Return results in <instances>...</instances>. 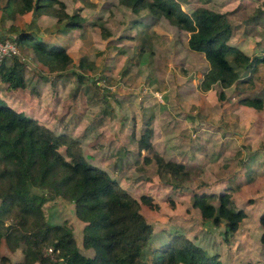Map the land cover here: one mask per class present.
Returning <instances> with one entry per match:
<instances>
[{"label":"rangeland","instance_id":"obj_1","mask_svg":"<svg viewBox=\"0 0 264 264\" xmlns=\"http://www.w3.org/2000/svg\"><path fill=\"white\" fill-rule=\"evenodd\" d=\"M59 1L62 5L54 7L78 13L80 27L65 29L51 11H28L14 19L1 17L0 11L1 38L14 42L10 35L30 30L64 46L72 58L63 70L50 71L28 45H18L19 55L4 60L21 61L26 84L7 89L0 80V98L55 133L76 139L86 161L106 170L134 197L150 198L152 205L141 202L153 226L148 263L170 234H180L216 254L222 264H264L259 221L264 213V105L257 109L239 102L241 96L264 99V61L230 86L215 82L204 89L207 59L188 47L189 33L164 16L153 17L147 9L135 13L118 0ZM177 1L187 12L197 6L225 12L233 27L229 42L251 56L264 55V0ZM146 129L152 148L140 149ZM60 150L65 152L64 145ZM155 153L183 163L186 174L159 172ZM223 191L230 192L233 208L246 213L228 240L223 223L205 220L192 204L194 192ZM43 209L49 220L69 224L80 249L93 254L82 244L84 222L72 201L48 195ZM22 250L3 241L0 264H23Z\"/></svg>","mask_w":264,"mask_h":264},{"label":"trees","instance_id":"obj_2","mask_svg":"<svg viewBox=\"0 0 264 264\" xmlns=\"http://www.w3.org/2000/svg\"><path fill=\"white\" fill-rule=\"evenodd\" d=\"M55 2L62 5L59 0H0V8L2 16L11 19L28 11L34 15L51 11L65 29L81 26L78 13L59 10ZM118 2L135 13L147 9L153 17L162 15L189 33L188 47L202 52L209 63L201 82L204 89L215 82L230 86L242 72L264 61V55L251 56L229 42L233 27L225 12L205 6L187 12L177 0ZM9 37L18 45H28L50 71H61L72 62L64 46L38 38L33 31L19 29ZM21 67L18 59L3 60L0 79L11 88L24 87ZM239 102L257 109L264 105L261 96H241ZM138 144L140 149L152 148L149 129ZM62 145L65 152L60 150ZM154 157L159 172L186 174L183 163L158 153ZM33 187L42 191H33ZM48 195L73 202L76 217L84 222L82 244L93 250L92 255L80 249L69 224L45 216L43 205ZM230 195L229 191L217 195L194 192L192 201L205 220L223 223L225 240L246 215L243 209L231 206ZM141 202L152 205L147 195L134 197L106 170L86 161L76 139L55 133L0 98V245L4 241L12 250L22 245L23 264H222L216 254H208L180 234H170L169 241L153 251V260L148 263L146 251L153 226L141 212ZM259 221L264 242V213ZM0 259L5 260L1 253Z\"/></svg>","mask_w":264,"mask_h":264},{"label":"built area","instance_id":"obj_3","mask_svg":"<svg viewBox=\"0 0 264 264\" xmlns=\"http://www.w3.org/2000/svg\"><path fill=\"white\" fill-rule=\"evenodd\" d=\"M18 44L12 42L8 38L0 37V63L5 59L6 56H18Z\"/></svg>","mask_w":264,"mask_h":264},{"label":"crops","instance_id":"obj_4","mask_svg":"<svg viewBox=\"0 0 264 264\" xmlns=\"http://www.w3.org/2000/svg\"><path fill=\"white\" fill-rule=\"evenodd\" d=\"M0 11H1V9H0ZM25 14H26V13H25ZM17 15H21V14H17ZM22 15H24V14H22ZM1 17H2V13H1ZM9 27H10V26H9ZM9 27H8V28H9ZM5 33H6V29H3V30H2V34L4 35ZM4 61L6 62V60H4ZM7 63H8V62H7ZM21 74H22V76H23V78H24V75H25V74H24V70H21ZM0 80H1V79H0ZM24 80H25V78H24ZM1 81H2V80H1ZM3 82H4V81H3ZM5 84H7V86H8V83H7V82H5ZM18 88H20V87H16V88H11V87H9V86L7 87V89H18ZM14 91H15V94L18 93V90H14ZM1 96H2V95H1ZM16 109L19 110V111H23V112L26 111V110L24 111L23 108H16ZM25 114H26V112H25Z\"/></svg>","mask_w":264,"mask_h":264}]
</instances>
